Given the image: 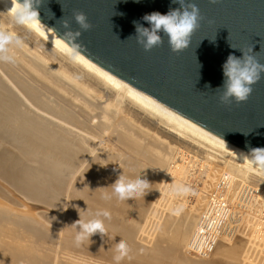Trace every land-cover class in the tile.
Returning <instances> with one entry per match:
<instances>
[{"label": "bare ground", "instance_id": "6f19581e", "mask_svg": "<svg viewBox=\"0 0 264 264\" xmlns=\"http://www.w3.org/2000/svg\"><path fill=\"white\" fill-rule=\"evenodd\" d=\"M10 7L0 0V29L19 35L24 47L15 50V65L0 63V264H30L17 240L35 244L39 238L40 244L55 240L51 242L55 256L49 264H70L66 260L70 246L80 247L74 242L72 226L79 219L77 208L82 216L86 209L110 212L106 236L93 235L91 242L83 244L112 249L108 257L113 256L115 244L129 239L134 230L141 239L155 222L158 226L167 177L155 174L149 164L169 171L180 168L174 157L180 149L165 146L145 125L205 151L204 193L216 186L219 172L212 167L220 158L226 173L264 190V174L248 159L148 104L78 55L73 59L72 51L40 27L15 24ZM106 134L142 157V176L150 177L152 184L144 198L123 202L101 198L105 191L111 192V184L120 175L107 167L105 156L94 157L96 142ZM147 138L150 146L143 142ZM203 195L178 225L172 215L164 221L162 235L173 226L171 238L177 247L188 242L206 202ZM59 214L74 217L70 228L58 219ZM239 237L222 239L213 255L236 264H264V241L254 233L252 220Z\"/></svg>", "mask_w": 264, "mask_h": 264}, {"label": "water", "instance_id": "95a60500", "mask_svg": "<svg viewBox=\"0 0 264 264\" xmlns=\"http://www.w3.org/2000/svg\"><path fill=\"white\" fill-rule=\"evenodd\" d=\"M195 3L202 19L190 46L179 53L170 50L167 37L145 51L134 36L133 21L150 27L143 16L179 7L172 0H44L37 26L73 52L59 40L65 31L62 21L80 30L73 14L85 13L92 27L82 31L78 43L83 47L76 55L158 110L247 156L252 148H264V74L239 104H221L223 89L216 88L223 84L222 65L229 54L242 57L238 49L253 46L264 63V0Z\"/></svg>", "mask_w": 264, "mask_h": 264}, {"label": "clouds", "instance_id": "9594fccd", "mask_svg": "<svg viewBox=\"0 0 264 264\" xmlns=\"http://www.w3.org/2000/svg\"><path fill=\"white\" fill-rule=\"evenodd\" d=\"M209 2L214 4L217 0H209ZM43 3L44 0H11V7L8 11L11 12L15 24L35 28L41 24L39 9ZM172 3L178 4L179 7L170 9L166 14L152 12L143 16L142 19L148 22L150 27H144L139 22L133 21L136 29L134 36L145 51H151L154 47L161 46L164 43V37H167L170 50L174 53L182 52L190 46L191 36L202 19L200 9L195 0H172ZM121 15L123 14L121 13ZM73 17L80 30H72L70 22L63 20L62 26L65 31L63 38L59 37V40L73 50V59H75V53L81 51L83 47L78 43L82 31H88L92 25L83 12H75ZM23 47L24 41L19 35L0 29V63L15 65L17 62L15 50ZM238 50L242 52V57L238 58L229 54L226 62L222 65L223 84L216 88L217 91L223 89L219 101L224 105L247 101L253 91L252 85L257 83L264 74V63L257 59L259 52H253V46L247 51ZM206 87L210 88L211 86L206 85ZM242 157H246L253 167L264 174V148H252L247 156ZM151 186L152 184L146 178H142V175L133 178L121 174L111 184V192L105 191L101 198L105 201L115 198L121 202L130 198H144L151 191ZM190 191L191 189L184 184H172L168 189V194L179 197L187 195ZM77 211L79 219L72 224L76 228L74 242L77 247L82 246L85 241L91 242L93 235L99 234L102 238L106 236L105 222L111 220L108 210L98 209L89 212L86 209L83 216L79 208ZM130 251L127 242L120 239L114 248L113 260L115 264H121L122 260L129 257Z\"/></svg>", "mask_w": 264, "mask_h": 264}, {"label": "rangeland", "instance_id": "374dc122", "mask_svg": "<svg viewBox=\"0 0 264 264\" xmlns=\"http://www.w3.org/2000/svg\"><path fill=\"white\" fill-rule=\"evenodd\" d=\"M145 128L150 130L152 134L156 133L160 138L159 141L162 142L165 146L170 144L172 147L177 148V150L180 149L181 152L178 150L179 152L177 151L178 153L176 152V154H174V157L178 158V162H180V168L169 171L167 168L159 167L154 163L149 164V169L153 170L155 174L159 173L167 177V183L164 187V197L161 201V207L159 208L158 213L159 224L158 226H156L155 222V224L152 225L148 230L147 235L144 237L142 236L141 239L136 238L137 236H139L136 230L132 232L134 233L131 235L132 237L130 236V238L127 239L128 241L125 240L131 249L129 257H126L124 260H122L121 264H236L234 261L219 260L218 257H215L216 255H213L208 260L194 259L187 256L185 254V248L190 238L188 239V242L186 244L181 247H177L174 239L171 238V231L174 229L173 226L168 231L166 236L162 235V233H164L162 232V227L164 225V221L168 216H175L177 218L175 222L178 225V221H180L181 217L184 216V214H186L189 209H192V207L195 206L194 204L197 203L199 196L204 194V201H206L207 194H209L214 188L208 191L205 190L204 193L203 181L205 180V177H203V172L206 171L205 167L206 165H208L206 164L204 159V157L206 156L205 151L201 152L202 149L200 148L198 151V148L196 146L193 147V145L191 144L188 146L184 142H179L177 138L171 136V134L167 133L165 130V132L160 133L153 126L151 127L150 125H145ZM144 140L145 141L143 142L150 146L149 138ZM96 143L97 147L96 151L94 152V157L96 155L105 156L108 160L107 167L109 169L114 170L115 172H119L120 175H127V173L132 175H143L145 167L143 166L142 157H140L139 154L131 153L125 146L120 144L117 139L113 138L109 134H106L105 138L100 139V141ZM160 147L162 150H164V147L161 144ZM160 152L161 151H158V154ZM184 153H188L189 155H191V157L193 156L196 160V163L194 165H191L190 161L189 164H185L184 158L182 156ZM126 156H129V158H126ZM130 160H132V165L129 164ZM221 160L224 159L220 158L219 161L221 162ZM220 162H218L219 164L217 163V166L214 165V168L212 167V169H215L219 172L218 180L222 173L228 172V170L225 169L223 163ZM173 165L174 164H172L171 166ZM188 170H191V172H189L190 174H188ZM145 177L147 180H150V177L147 178V176H142V178ZM218 180L216 181V184ZM172 184H184L188 186L191 191L184 196H171L168 194V189ZM251 185L254 186L253 183ZM151 199L152 196L150 197V200ZM60 215L61 214H59V216ZM62 216L63 215H61L58 219L65 222L67 228H70V225L73 223L74 217L70 214H67L65 217ZM198 220L199 218H196V222L190 230V237L197 225ZM63 222H60V224ZM125 223L126 226L130 228L132 227L129 222ZM39 239L40 240L37 241L34 240L35 244L33 243V241L32 243H30L29 239H20L17 240V243L20 249H22L23 251L26 250V253H24L27 254V257L30 259V264H49L48 262L52 261L55 256L56 250L51 246V242H55V240H49L43 244H40L39 242L42 238ZM70 248L71 249L69 250V252H67L66 255V260L67 262L69 261L70 264H115V261L113 260L114 253L113 256L108 257L110 254L109 252H111L112 249H101L95 245L91 247H85L82 245L79 248L70 246ZM136 248H139V250L137 249V252Z\"/></svg>", "mask_w": 264, "mask_h": 264}, {"label": "built area", "instance_id": "2783aa9c", "mask_svg": "<svg viewBox=\"0 0 264 264\" xmlns=\"http://www.w3.org/2000/svg\"><path fill=\"white\" fill-rule=\"evenodd\" d=\"M182 156L185 164L196 163L188 153ZM250 220L254 233L264 241V190L222 173L215 188L207 194L185 254L194 259H210L222 239H237Z\"/></svg>", "mask_w": 264, "mask_h": 264}, {"label": "crops", "instance_id": "0c3cea01", "mask_svg": "<svg viewBox=\"0 0 264 264\" xmlns=\"http://www.w3.org/2000/svg\"><path fill=\"white\" fill-rule=\"evenodd\" d=\"M219 260L225 261V259L219 258Z\"/></svg>", "mask_w": 264, "mask_h": 264}]
</instances>
